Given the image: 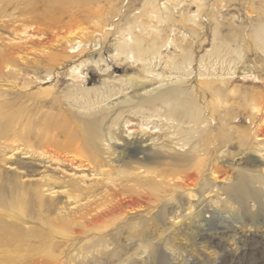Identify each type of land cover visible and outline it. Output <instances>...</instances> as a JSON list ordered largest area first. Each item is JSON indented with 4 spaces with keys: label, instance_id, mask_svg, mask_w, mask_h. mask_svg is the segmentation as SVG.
Masks as SVG:
<instances>
[{
    "label": "rangeland",
    "instance_id": "1",
    "mask_svg": "<svg viewBox=\"0 0 264 264\" xmlns=\"http://www.w3.org/2000/svg\"><path fill=\"white\" fill-rule=\"evenodd\" d=\"M88 1L87 6L76 7L71 13L48 18L38 16L35 22L38 37L31 38L38 40V44L11 47L7 42L0 41V52L7 51L14 59V64L3 71L7 73L22 69L14 77L0 79V103L7 104L8 110L13 113L21 112L30 119L38 120L44 115L61 119L81 116L89 102H99L94 106L96 110L122 102L125 97L135 93L136 88L129 85L144 77L142 65L133 63L125 54L121 57L115 54L118 41L131 34L135 39L153 40L151 51L143 54V57L156 56L153 55L156 51L161 55H157L150 64L153 71L162 76L163 84L168 80L161 89L173 85V75L186 76L182 80L187 90L185 99L189 102L192 100V106L197 104V107L205 110L202 118L207 122L214 120V130L209 134L216 136V149L210 154L208 165L198 175V181H186L189 186L176 189L165 204L147 206L137 199L133 206H125V210H129V217L126 216L122 224L110 227L106 235L90 231L84 236L77 226L69 237L53 239V248L57 252L54 259L46 258L39 250L41 243L38 241V264H51L52 261L53 264H117V258L111 256L115 249L119 250L124 260L141 239L157 237L161 232L160 240L155 241L159 249L156 258L146 256L143 261L134 260L136 264H264V186L248 179L252 192L248 196H240L239 200L230 198L226 190L229 185L238 182L240 175H245L244 168L247 166L264 167V152L256 139H251L252 123L248 106L252 96L264 93V88L259 84L260 80L264 81V54L257 48L255 38V30H260L264 25V1L201 0L198 8L193 0H159L167 1L168 12L173 19L171 24L157 23L155 17L148 16L151 0ZM191 14H196V17ZM147 24H152L159 32L152 34L153 29ZM148 32L150 34L146 35ZM0 34L7 37L9 33L0 28ZM70 34H73V38L67 40ZM168 39L172 41L169 44L164 42ZM79 40L80 49L71 52L73 44ZM29 46L38 51H33ZM188 62L191 64L189 75L184 72L185 63L187 65ZM35 65L37 69H34ZM77 66L80 77L71 71ZM180 71H183L182 74ZM203 73H209V78H217L216 96H203L200 92L202 77H199ZM130 75L135 81L128 83L127 76ZM148 78L158 85V78ZM118 79H121V83ZM123 80L127 82L123 83ZM111 91L117 92V95L110 98L104 96ZM163 110L164 107H159L154 112ZM140 117L131 118L132 122L128 125L121 122L117 139L109 141L110 150L104 145L108 151L114 149L116 152L108 167L114 168L119 164L115 156L123 142L142 137L143 144H147L156 136H149L145 141L147 135L128 133V127L136 130L147 126V129L152 127V131L155 130L153 124L146 125L143 117ZM113 118L114 115L107 118L106 127ZM203 136L205 138L206 134ZM3 139H0V156H5L0 161L1 172L11 168L8 165L18 158L24 162L30 161L23 158L25 156L21 153L10 152V139ZM178 149L181 151L183 148ZM38 166L35 168L40 171L44 169ZM75 166L59 163L56 170H53L55 164L45 169L53 179L64 182L70 179L68 172L88 173L87 168ZM227 175L231 177L230 181H224ZM214 181L215 187L209 192ZM253 188L260 189V192H254ZM58 199L65 202L63 197ZM191 210L193 215L188 214ZM75 212L78 215L83 210ZM131 214L136 216L132 218ZM158 214L163 216L156 221L155 215ZM100 235L104 241H99ZM95 244L97 246H93ZM106 244L108 246L105 248ZM86 249L91 250L93 257H85L83 252ZM105 251L108 254L101 256V252Z\"/></svg>",
    "mask_w": 264,
    "mask_h": 264
},
{
    "label": "bare ground",
    "instance_id": "2",
    "mask_svg": "<svg viewBox=\"0 0 264 264\" xmlns=\"http://www.w3.org/2000/svg\"><path fill=\"white\" fill-rule=\"evenodd\" d=\"M151 1L148 5L151 10L148 16L155 17L157 23L172 22L167 1ZM193 1L199 8L201 0ZM88 4V0H0V28L6 29L9 33L7 37H2L0 34V41L7 42V45L11 47L38 44V40L31 39L34 36L38 37V28H35L38 16L56 17L76 7L83 8ZM190 16L196 17V14ZM147 25L153 29L152 34L159 32L153 28L152 24ZM261 27H259L260 30H255L256 34L253 33L256 35L257 48L264 54V25ZM149 34L148 32L146 35ZM72 36L73 34H70V37H66L67 40L73 38ZM136 39L129 34L118 41L115 49L117 56L125 54L124 56H127L133 63L142 65L144 73V77L142 76L143 78L137 81L133 80L132 75L127 76L128 83L135 81L129 86L136 89H134V94L125 98L122 96L124 98L122 102L112 103V106L108 105L99 110L94 108L99 102H89L84 106L85 112L81 116L61 119L52 115H44L38 120L30 119L21 112L13 113L8 110L7 104L0 103V139L9 138L10 152L16 151L14 153H21L25 156L23 158L30 159L29 162H24L18 158L17 161L8 165L11 168L5 169V172L0 170V264H38V241L41 243L39 250L46 258L54 259L57 252L53 248V239L69 237L77 226L82 229L81 233L84 236L90 231L106 235L105 232L110 227L122 224L126 216L129 217V210L126 211L125 206H133L132 204L137 199L145 202L147 206L165 204L169 196L175 194L176 189L188 185L186 181L188 183L189 180L198 181L197 178L202 168L208 165L210 154L216 149V136H213V133L209 134L214 130V120L210 119L207 122V119L202 118L205 110L197 107L196 101L192 106L190 104L192 100L189 102L185 99L187 90L183 87L182 80L186 76L182 78L181 75L174 73L173 85L161 89L168 80L163 84L160 73L154 72V69L150 67L152 60L157 55L158 57L161 55L156 51L153 53V55L157 54L156 56L146 58L145 55L146 57H143V54L151 51L154 42L148 38ZM170 39L164 42L169 44L172 42ZM80 44V40L76 41L71 52H77ZM29 47L33 51H38L32 46ZM167 59L171 60L168 57ZM186 63L184 72L189 75L188 69H191V64L188 62L186 65ZM12 64H14V59L10 57V54L7 51L0 52V79L14 77L21 72L22 69L9 70L7 73L3 71ZM37 68L38 66L35 65L34 69ZM71 71L80 77L78 66ZM182 72L180 71L181 74ZM257 72L259 75L260 70ZM200 75L202 76L199 78L202 77V79L199 87L203 96L207 94L212 97L216 96L217 78L214 79L212 76L209 78V73ZM148 76L158 78V85L150 82L151 79ZM260 81V86L264 88V81ZM115 94L117 95V92L111 91L104 96L110 98L113 95L116 96ZM248 106L252 123L251 139H256L257 145L264 152V93L252 96ZM159 107H164V110L154 112ZM113 115L111 124L106 127L107 118ZM137 115L143 117L146 125L153 124L155 130L152 131V127L147 129V126L145 128L141 126L136 130L128 127V133L147 135L145 141L149 139V136H156L152 137L147 144H143L142 137L135 138L131 142H123L118 155L115 156V161L119 164H116L114 168L108 167L116 152L114 149L108 151L104 145H107L110 150L109 141L117 139L119 124L123 122L128 125L132 122L131 118ZM177 147L185 149L180 151ZM172 153L177 154L172 155ZM3 156L5 154L0 156V161L4 160ZM59 163H66L70 166L78 164L75 168H87L88 173L68 172L70 179L59 182L48 174V169H45L55 164L56 167L53 170H56L59 168L57 167ZM35 166L42 169L44 167V169L40 171ZM124 167H127L126 170H123ZM244 171L245 175H240L237 183L226 188L230 198L239 200L240 196L251 194L252 189L248 179L252 182L256 180L264 186V167L259 168L252 164L244 168ZM212 172L214 174L215 171L212 170ZM230 178L227 175L224 181H230ZM215 182L209 188V192L215 187ZM253 191L260 192V189L253 188ZM59 197H63L65 202L59 200ZM76 210H83V212L80 214L78 212L76 215ZM192 211L188 214L193 215ZM163 214L155 215V220L157 221L158 217ZM198 214L199 211L196 212V215ZM134 216L136 215H130L132 218ZM38 225H40L39 230ZM162 234L163 232L157 237L146 238L147 240L141 239L124 260L117 249L112 252L111 256L117 258V264L125 262L136 264L137 261L134 260L143 261L146 256L155 259L159 254L155 241H159ZM101 236L99 241H104ZM104 246L106 248L108 244ZM83 254L85 257H93L91 250L86 249ZM107 254L108 252L105 251L100 255Z\"/></svg>",
    "mask_w": 264,
    "mask_h": 264
}]
</instances>
